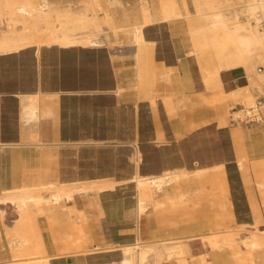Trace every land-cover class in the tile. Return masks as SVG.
<instances>
[{"label":"crops","instance_id":"1","mask_svg":"<svg viewBox=\"0 0 264 264\" xmlns=\"http://www.w3.org/2000/svg\"><path fill=\"white\" fill-rule=\"evenodd\" d=\"M175 29L147 25L139 54L126 43L115 51L40 46L0 55V195L50 183H117L76 193L63 212L31 216L38 256L48 264H118L116 247L138 236L155 242L242 225L264 231V131L225 122L211 101L239 87L235 70L223 72L220 89L207 90ZM27 96L37 105L29 123L21 111ZM165 170L191 175L185 192L184 178L166 188L168 199L129 182ZM211 181L220 188L199 193ZM139 193L149 204L140 216ZM0 209V264H18L6 233L18 215L13 206ZM189 247L207 264H235L228 246L210 249L196 239Z\"/></svg>","mask_w":264,"mask_h":264},{"label":"bare ground","instance_id":"2","mask_svg":"<svg viewBox=\"0 0 264 264\" xmlns=\"http://www.w3.org/2000/svg\"><path fill=\"white\" fill-rule=\"evenodd\" d=\"M66 1L0 0V55L17 53L26 48L38 50L40 46H59L64 49L77 46L98 48L104 42L103 27L112 34L123 32L128 35L129 44L134 46L139 54L146 48L144 46L148 45L143 37V28L153 22H172L182 18L183 13L184 15L188 13L184 0H180L184 12L180 10L177 0H154L151 6L147 0H139L137 5L139 22L129 28L121 29L111 18L105 19L106 24L111 23L107 27L101 25L100 0H79L84 7L76 11L62 7V3ZM86 1L89 6H86ZM105 2L106 10L112 13L120 10L123 16L127 17L120 0ZM192 2L194 13L189 16L190 19L185 17L188 19L187 33L192 51L199 59L200 68L204 73L203 82L206 86L213 83L215 87H219L217 80L219 72L242 69L247 85L230 92V98L237 101L236 104L241 107L235 112L236 114H252L254 110L252 111L251 108L255 107L254 97L249 93L250 90H247V86L257 88L264 96V72L255 71L257 59L264 65V31L259 28L264 24V0H192ZM240 15H243L242 19ZM140 75L138 73V76ZM148 95L149 93L142 94L143 97ZM23 100L25 104L21 110L22 118L24 122L29 123L37 115L36 101L29 96L23 97ZM138 163L139 159L136 158V167ZM190 176L185 172L180 174L178 170H165L151 176L135 173L129 182L135 183L139 191L147 188L160 192L182 178H184V187L187 186ZM116 184L110 180H98L86 184L51 183L3 191L0 195V205L13 206L18 215L12 228L6 231L14 260L19 262L18 264H48L46 258L38 256L37 246L28 233V221L33 214L42 210L50 212L52 208L73 200L76 193L86 194L88 190L96 193L113 189ZM146 210L147 202L140 195L136 202L137 215L145 214ZM0 214H3L2 210ZM263 237L264 233L258 231L250 232V235L244 238L214 232L186 239L160 240L150 244L142 242L138 236L134 243L119 246L118 264H149L148 258L152 259L150 264H162L163 261L170 260L175 261L176 264H189L187 242L204 238L210 249L228 246L233 249V255L239 264H247L246 259L244 260L245 256L262 245ZM240 244L246 249L245 256L239 254ZM242 252L244 251L241 250ZM31 255L37 256L31 257Z\"/></svg>","mask_w":264,"mask_h":264},{"label":"rangeland","instance_id":"3","mask_svg":"<svg viewBox=\"0 0 264 264\" xmlns=\"http://www.w3.org/2000/svg\"><path fill=\"white\" fill-rule=\"evenodd\" d=\"M100 1L102 3V4H100V9H99V13H100L99 17L102 20L101 25L107 27V25L111 24V23L106 24L105 19H107V18H111L114 21L115 25L118 26V27H121V29H124L123 27H128L129 28L132 24H135V23L139 22V18H138V15H137V9H138L137 5H138V1L139 0H120L121 6L125 9V13H126L127 17H124L123 13L120 10H117V11H115L113 13L110 12V10H106L107 9V4L105 2L106 0H100ZM147 1H148L150 6L153 5L152 3H154V0H147ZM177 1H178V6L180 7V10H182L184 12L183 4H181L180 0H177ZM184 1H185L184 2L185 9H187L188 13L186 15H184V13H183L182 18H180L178 20H174L172 22H168V23L169 24H174L176 26L175 30L177 31L178 35H181L182 38L184 39V49L186 50V52H188L189 56H191V58H194V60L196 61L198 69H199V72H200V75H201V81H202L204 87L207 90L220 89L222 87L221 80L223 78V74H224L223 72H219L218 75H217V80L219 81V87H215V85L213 83H211L209 86H206L205 83L203 82V74L204 73L202 72V70L200 68L199 59L197 58L195 52L192 51L193 49L191 48V44H190V41H189V35L187 33V21H188V19L185 18V17L189 18V16H191L194 13V5H193L192 0H184ZM87 2L88 1H86V6H89L90 4L87 3ZM62 7L66 8V9H70V10L76 11L78 9L83 8L84 6H82V4L80 3L79 0H69V1L67 0L66 2L62 3ZM242 18H243V15H240V19H242ZM103 28L104 29H103V32H102V38H104V42H103L102 46H106L108 48H113L114 49L113 51H115L117 49L122 48L121 46H124L126 43L129 44L130 40L128 38V35H126L125 33L117 32V34H112V33L108 32L105 29V27H103ZM259 28H260L261 31H264V24H261V26ZM118 44L119 45L121 44V45L118 46ZM102 46H100V47H102ZM255 71H259L260 73L264 72V65L259 61V59H257V61L255 62ZM233 72L234 73L232 75L235 74V78L238 81L237 85H239V87L247 85V79H246L245 74H244L242 69L239 68V69H236ZM226 73L229 74V77H232V75H230V72H226ZM248 86H247V90L248 91L250 90L249 93L252 94V96L254 97V100H253L254 103L256 102L255 98L260 97V96H261L260 98L264 97L263 95H261L260 91L257 88L252 87V86L248 87ZM236 89L237 88L235 87V88H233L231 90H228L226 92V94L221 93V95L213 96V99H212L211 102H213L215 104V106H216L215 109H217L218 106H219V108L221 106V109H222L223 113L225 114V118H226L225 122L226 123H231V125L232 124L235 125L238 129H240L241 127L245 128L247 126L249 129H257V130L260 129V130L264 131V109L263 108H259V109L256 108V107L251 108L252 111L254 110L253 111L254 113L252 112V114H250V115H244L242 113H237V114L235 113L241 107L236 104L237 101L235 102L232 98H230V92H235ZM238 166L241 168L242 164H240V162H238ZM232 169H234V168H232ZM210 176H211V174H210ZM178 182H176V184H172V185L166 186L160 192L155 191L154 189L153 190H149L147 188L146 189H142L141 192L147 197L148 196L154 197L155 196L154 194L163 193V197L168 199V198H171L170 197L171 195L166 190V188H168L169 186L170 187L172 186L171 188H174L178 184ZM201 186H202V189H201ZM201 186L199 185V191H200L199 193H201L203 195L207 194V192L213 193V191H216V189L220 188L219 184H217V183L214 184L212 181H211V184H206V185L202 184ZM12 190H14V189H12ZM185 191H186V187H184V192ZM154 201H155L156 204L160 203V201H158L159 202L158 203L155 199H154ZM190 203L193 204L194 201H191ZM187 204H189V201H188V199L184 198V206L187 205ZM210 204H212V202H210ZM148 206H149V204L147 203V208H148ZM51 210L52 211H50V213L63 212L65 210V203L62 206L56 207V208H52ZM42 212H44V210L38 211L37 213L33 214L32 216L40 214ZM16 213H17V211H16ZM27 227H28V233L31 235V238H32L33 242L35 243L34 235H33V232H32L31 225H30V221H28ZM214 232L223 233V234H226V235H230L232 237L237 235V237L244 238L246 236H249L251 231L247 230V228H245L242 225V226H239L238 229H236V230H231V229L214 230V229L211 228V229H209L206 232V234H210V233H214ZM262 233H264V232H262ZM194 235H196V234H188V235H185L184 238H182V239H186V238L192 237ZM262 239H263L262 245L259 248L251 251L249 254H247L249 256V258H248L247 255L245 256V252H246L245 247L242 246V244H240V246H238V251L240 252L239 254L245 256L244 260L246 259L245 261L248 262L247 264H264V237ZM140 240L142 242H147V243H150V244H153V243L156 242V241L155 242L143 241L141 239V237H140ZM204 240H206V238H204L203 240H200V241L204 245L207 246V243ZM193 241L194 240H190L188 242L186 241L188 247H189V243H191ZM186 242H183V243H186ZM242 247H244V248H242ZM109 248H111V247H109ZM116 249L118 250V252L120 254L119 247H116ZM241 250H243L244 252L241 253ZM95 251H99V250H95ZM230 251H231V255L234 258L235 264H239L237 259H235V256L233 255L234 251H233L232 248H230ZM192 253H193L192 248L189 247V257H188L189 264H201V263L202 264H206L204 255H201V256H198V257H193L194 254L192 255ZM17 258H20V257H17ZM151 261H152V259L148 258V263L149 264L151 263ZM171 262L175 263V261L170 260V261H167V262L163 261L162 264L163 263H171Z\"/></svg>","mask_w":264,"mask_h":264},{"label":"built area","instance_id":"4","mask_svg":"<svg viewBox=\"0 0 264 264\" xmlns=\"http://www.w3.org/2000/svg\"><path fill=\"white\" fill-rule=\"evenodd\" d=\"M260 97L256 98L255 107L258 108V109L259 108H263L264 109V97L263 98H260Z\"/></svg>","mask_w":264,"mask_h":264}]
</instances>
